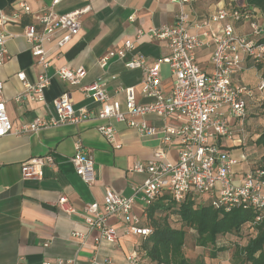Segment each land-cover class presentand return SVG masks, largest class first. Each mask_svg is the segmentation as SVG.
<instances>
[{"label": "crops", "instance_id": "1", "mask_svg": "<svg viewBox=\"0 0 264 264\" xmlns=\"http://www.w3.org/2000/svg\"><path fill=\"white\" fill-rule=\"evenodd\" d=\"M19 2H26L32 12L23 13L19 19L4 26L9 36L6 48L11 58L0 66L2 98L15 125L30 123L37 118L57 117L54 100L64 93L70 94L76 111L81 108L96 112L101 110L102 105L81 92L79 86L58 78L55 70L59 67L84 68L87 75L82 86L102 79L111 94L120 87H134L138 104L151 103L153 100L144 97L141 92L143 71L128 69L126 61L135 54H142L148 58V64L153 65L156 60L169 53L165 43L142 39L136 42L135 51L124 59L114 58L105 68L101 67L99 60L108 52L119 50L127 40H134L141 27L174 24L181 9L189 14L190 23L195 26L208 20L220 9L248 8L255 11L256 19L264 32V0H193L183 8L169 0H90L88 3L63 0L57 4L53 3L54 0H0V15L11 17L20 9ZM87 6L90 9L80 16L79 34L69 44L62 48L57 45L63 37L62 32L44 43L50 61L47 74L51 77V85L44 93L45 100L17 103L15 98L24 91L19 75L24 73L28 83L35 84L42 72L25 37V28L37 25L34 14L50 9L64 15ZM133 15L135 21L131 22L130 17ZM221 26L215 24L213 29L221 32ZM234 26L237 34L250 36L248 24L237 22ZM38 28L41 26L38 25ZM192 31L201 32L197 27H193ZM212 51L213 46L200 48L196 53L199 66L208 73L213 70ZM262 66L264 68V64ZM161 77L163 89L165 93H169L174 79L168 65L162 66ZM262 80V70L250 61L245 63L243 70L233 79L235 84L246 86L254 92V97L248 99L244 130L239 133L235 127L234 138L223 142V146L239 161L233 169L237 182L251 168L263 165L264 162V146L256 144L264 133V89H259ZM114 99L120 101L123 111L127 110L124 93L116 95ZM135 119L158 128L181 125L180 121L172 117L160 118L155 114ZM106 123L105 120H86L36 133L0 138V264H41L57 259L74 260L75 264H90L94 256H97L99 262L110 260L111 264H127L135 252L144 264H155L143 250V243L147 238L124 235L121 223L115 218L109 220L119 230V240L115 244L103 242L97 248L94 236L91 235L85 245L81 246L80 240L72 235L74 231L87 232L83 207L88 203L103 204L107 190L131 197L132 187L143 184L148 178L146 173L133 172L131 169L138 163L147 164L160 147L161 135L141 136L136 129L124 123H115L117 135L113 145L98 130L100 125ZM78 140L83 142L95 158V179L91 185L76 173L71 162ZM115 145L120 147L115 148ZM179 151L180 142L175 140L167 147V159L175 163ZM47 156L54 159L56 166H44L40 180H24L22 164L32 158ZM62 196L69 198L76 210L75 214L67 215L61 209L59 199ZM164 196L169 199L162 200ZM190 200L192 199L187 201ZM159 201L166 204L172 201L181 205L172 200L169 194H162L151 205L145 204L141 197H136L133 212L143 218V225L150 226L147 219L149 208ZM192 201L197 203V200ZM170 217L177 222L176 215ZM46 243L49 245L45 246ZM231 260L216 259L206 261V264H232Z\"/></svg>", "mask_w": 264, "mask_h": 264}, {"label": "built area", "instance_id": "2", "mask_svg": "<svg viewBox=\"0 0 264 264\" xmlns=\"http://www.w3.org/2000/svg\"><path fill=\"white\" fill-rule=\"evenodd\" d=\"M63 0H54L57 4ZM90 2V0H81ZM117 1V0H113ZM181 8L191 4L193 0H169ZM20 9L7 16L0 15V66L10 60L6 44L9 38L4 26L21 17L23 13H31L26 2H19ZM89 6L72 13L59 15L50 9L34 14L37 25L25 28V37L31 46L33 56L42 72L35 84L28 83L24 73L19 75L24 91L15 101L24 104L29 101L43 102L45 90L51 85V77L47 74L50 61L44 43L58 32L63 33L57 43L59 47L69 44L79 34L80 16L89 10ZM135 21V15L130 17ZM248 24L250 36L239 35L234 24ZM221 24V32L213 29V25ZM38 25L41 28H38ZM193 27L201 30L192 31ZM263 30L256 19L255 11L248 8L232 10L220 9L202 24L192 26L190 17L183 9L178 13L176 22L161 27H141L134 40H127L117 51L103 55L99 63L105 68L114 58L124 59L135 51L136 42L142 39L163 42L169 53L148 64V58L135 54L126 61L128 69H141L143 79L141 92L144 97L152 99L149 104L136 102L134 87L118 88L111 94L102 79L90 85L81 83L87 72L84 68H56L55 73L64 82L80 87V91L102 105L99 112L81 108L76 111L69 93H64L54 100L57 117L37 118L30 123L15 125L11 121L2 98L3 84L0 82V138L7 135H25L43 129L55 128L67 124H78L88 120H105L107 123L98 127L99 132L111 143H116L117 130L115 123H124L136 129L141 136L161 135L160 147L147 164L138 163L131 171L146 173L148 178L141 185L132 187L133 195L124 197L112 190H107L103 204L88 203L83 207V219L87 232L74 231L73 237L84 246L88 237L94 236V245L99 248L103 242L115 244L119 240V230L109 220L115 218L121 223L122 232L126 236H142L148 238L152 229L143 225V218L133 212L136 197L151 205L162 194H169L178 204L188 199L209 201L217 210L230 212L238 207H251L258 212L256 223L264 221V166L257 165L247 171L239 182L235 180L234 167L239 164L223 142L232 140L235 127L241 133L244 130L248 112V99L254 97L252 89L234 83V76L241 72L248 61L254 65L264 64ZM213 46L211 62L212 72L202 70L197 61V50ZM168 65L174 79L173 87L165 93L162 85V66ZM260 90L264 89V80ZM124 93L126 111L114 97ZM155 114L160 118L172 117L181 122L179 126L165 125L158 128L146 121L139 122L135 118ZM175 140L180 142L178 160L173 163L167 159V147ZM115 145V148H119ZM71 162L76 173L91 185L94 182L95 158L81 140L75 145V153ZM44 166L55 167L51 156L32 158L21 166L24 180L42 179L41 169ZM61 209L67 215L76 213L67 196L59 199ZM49 244L46 243L45 246ZM90 264H111L110 260L99 262L97 256L91 258ZM18 264H22L21 262ZM41 264H75L74 260L57 259ZM127 264H144L138 253H133Z\"/></svg>", "mask_w": 264, "mask_h": 264}, {"label": "trees", "instance_id": "3", "mask_svg": "<svg viewBox=\"0 0 264 264\" xmlns=\"http://www.w3.org/2000/svg\"><path fill=\"white\" fill-rule=\"evenodd\" d=\"M258 66L264 78V68L262 64ZM256 144L264 146V133ZM165 199H169L168 196L162 198ZM171 215L177 216L180 227L173 226L169 220ZM257 215L255 209L245 206L230 212L217 210L205 200L197 203L190 200L181 205L159 201L148 211L149 228L153 232L143 243V250L155 264H206L204 258L192 261L186 256L188 229L195 231L196 246H212L215 250L210 258L217 259L218 253L226 251L219 242L228 235H238L247 227L251 229L249 240L244 245L235 246L232 264H264V221L256 223Z\"/></svg>", "mask_w": 264, "mask_h": 264}, {"label": "rangeland", "instance_id": "4", "mask_svg": "<svg viewBox=\"0 0 264 264\" xmlns=\"http://www.w3.org/2000/svg\"><path fill=\"white\" fill-rule=\"evenodd\" d=\"M264 164V163H263ZM262 165V164H261ZM170 222L175 225V226H180L179 222H176L175 218L170 217ZM188 236L192 235V237H188L187 244H186V249H185V254L186 256L191 259L192 261L196 260L197 258H204L205 261H211V260H216V259H211L210 255L212 252H214L213 247L209 246L207 248H202L196 246V241H195V231L188 229ZM250 232L251 229L244 227L241 232L237 235H228L223 240H221L219 243V246H225L226 251L218 253V259H232V255L235 250V246L237 244L244 245L246 242L249 240L250 237ZM232 263V260H231Z\"/></svg>", "mask_w": 264, "mask_h": 264}]
</instances>
